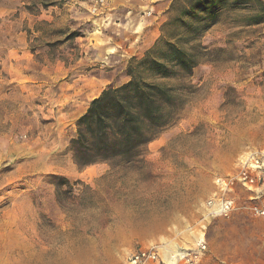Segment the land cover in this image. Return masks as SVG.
Returning <instances> with one entry per match:
<instances>
[{
	"label": "rangeland",
	"instance_id": "obj_1",
	"mask_svg": "<svg viewBox=\"0 0 264 264\" xmlns=\"http://www.w3.org/2000/svg\"><path fill=\"white\" fill-rule=\"evenodd\" d=\"M196 2L0 0V264H126L138 244L203 236L207 264H264L250 209L264 197L237 187L228 217L205 209L215 180L264 150V11L209 5L205 28ZM166 44L196 62L158 80L181 98L169 124L131 163L79 167L70 142L92 97H73L77 86L119 87L133 58Z\"/></svg>",
	"mask_w": 264,
	"mask_h": 264
},
{
	"label": "trees",
	"instance_id": "obj_2",
	"mask_svg": "<svg viewBox=\"0 0 264 264\" xmlns=\"http://www.w3.org/2000/svg\"><path fill=\"white\" fill-rule=\"evenodd\" d=\"M196 1L200 12L205 14L203 23L207 28L216 23V18L207 11L208 6L227 0ZM236 1L240 7L257 1L264 11L261 0ZM195 64L193 55L171 44L141 59L133 58L128 68L130 80L105 89L78 120L77 136L70 142L75 163L85 167L117 158L130 163L140 158L180 106L177 89L158 80L172 78L176 68L191 73Z\"/></svg>",
	"mask_w": 264,
	"mask_h": 264
},
{
	"label": "built area",
	"instance_id": "obj_3",
	"mask_svg": "<svg viewBox=\"0 0 264 264\" xmlns=\"http://www.w3.org/2000/svg\"><path fill=\"white\" fill-rule=\"evenodd\" d=\"M152 12H148L151 15ZM217 191L205 203L208 217H228L236 210V202L230 194L237 188L247 189L253 195L252 200L264 197V150H254L243 154L238 161L237 171L229 177H219L215 180ZM252 214L264 220V205L250 206ZM185 253L178 255L174 249L179 244L173 241H163L153 244H138L129 253L126 264H206L208 243L205 237ZM180 246V245H179ZM172 254H169V251ZM174 252V253H173Z\"/></svg>",
	"mask_w": 264,
	"mask_h": 264
},
{
	"label": "crops",
	"instance_id": "obj_4",
	"mask_svg": "<svg viewBox=\"0 0 264 264\" xmlns=\"http://www.w3.org/2000/svg\"><path fill=\"white\" fill-rule=\"evenodd\" d=\"M151 41V40H150ZM149 40H147V38L146 39H144V44L143 45H141V44H138V45H136V51H135V54L136 53H138V52H140V50H146V49H148V48H150L152 45L150 44L151 42H150ZM153 41H155L154 39H152V42ZM126 46H127V44H125L124 45V51L125 52H128V53H131V52H133V51H131V46L132 45H130V47L129 48H126ZM135 54H132V55H135ZM129 55L130 54H128V55H126V58H124V60L123 61H127V59H128V57H129ZM122 61V62H123ZM97 83L98 82H92V84H89V85H87V86H85V85H82V86H77V88L75 89V93L74 94H72V96L73 97H75L76 95H80V96H89V97H92V99L90 100V102L94 99V98H96V97H98L99 95H100V93L102 92V90H100L99 88H98V85H97ZM78 90V91H77ZM82 93V94H81ZM84 93H85V95H84ZM79 101V100H78ZM90 102H87L86 101V104H84V105H82V108H80V110H82V114L83 113H85V111L88 109V107H89V103ZM76 111L77 110H74V111H72L71 113H70V115H73L74 113H76ZM81 114V115H82ZM167 239H169V240H167V241H174V239L172 238H167ZM159 242H161V241H159ZM208 252H209V250H208ZM208 254V253H207ZM207 257V256H206ZM206 261H207V258H206ZM206 264H207V262H206Z\"/></svg>",
	"mask_w": 264,
	"mask_h": 264
},
{
	"label": "bare ground",
	"instance_id": "obj_5",
	"mask_svg": "<svg viewBox=\"0 0 264 264\" xmlns=\"http://www.w3.org/2000/svg\"><path fill=\"white\" fill-rule=\"evenodd\" d=\"M174 249H175L174 252H176L178 255H182V254L185 253L186 247L177 246V247H174ZM168 252H169V254H172V253L170 252V250H169ZM174 252H173V253H174Z\"/></svg>",
	"mask_w": 264,
	"mask_h": 264
}]
</instances>
